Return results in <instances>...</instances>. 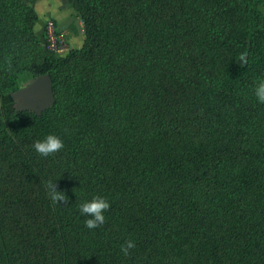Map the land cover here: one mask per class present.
<instances>
[{
  "label": "trees",
  "instance_id": "16d2710c",
  "mask_svg": "<svg viewBox=\"0 0 264 264\" xmlns=\"http://www.w3.org/2000/svg\"><path fill=\"white\" fill-rule=\"evenodd\" d=\"M69 2L86 39L63 56L0 0V264H264V0ZM42 74L51 108L2 106ZM49 133L65 147L44 158ZM93 195L111 206L89 230Z\"/></svg>",
  "mask_w": 264,
  "mask_h": 264
},
{
  "label": "clouds",
  "instance_id": "9594fccd",
  "mask_svg": "<svg viewBox=\"0 0 264 264\" xmlns=\"http://www.w3.org/2000/svg\"><path fill=\"white\" fill-rule=\"evenodd\" d=\"M253 94L258 104H264V78H259L255 81ZM64 147V140L61 136L54 133L46 134L32 144L35 152L44 158L60 152ZM56 181H47L45 185L47 195L53 203L67 204L69 198L63 190H58ZM110 206V201L103 195H93L91 199H84L79 203L78 211L81 216L85 217V227L89 230H94L103 225L106 221L105 212L109 210ZM135 247V241L127 239L120 245V251L124 256H128Z\"/></svg>",
  "mask_w": 264,
  "mask_h": 264
},
{
  "label": "crops",
  "instance_id": "0c3cea01",
  "mask_svg": "<svg viewBox=\"0 0 264 264\" xmlns=\"http://www.w3.org/2000/svg\"><path fill=\"white\" fill-rule=\"evenodd\" d=\"M28 3L32 4L39 16L36 24V31L41 29L50 20L56 19L59 25L66 26L68 22L74 24L77 27L82 26V29L76 31L73 28L68 29L72 32H67L70 36L68 39V44L66 50L70 51L72 48H80L83 46L86 35L84 31V26L81 18L79 17L76 10L70 6L69 0H26ZM61 28H64L61 26ZM60 27L57 30L62 31Z\"/></svg>",
  "mask_w": 264,
  "mask_h": 264
},
{
  "label": "water",
  "instance_id": "95a60500",
  "mask_svg": "<svg viewBox=\"0 0 264 264\" xmlns=\"http://www.w3.org/2000/svg\"><path fill=\"white\" fill-rule=\"evenodd\" d=\"M18 96L22 101L19 111L43 114L56 100L52 77L50 74L37 76L18 92Z\"/></svg>",
  "mask_w": 264,
  "mask_h": 264
},
{
  "label": "rangeland",
  "instance_id": "374dc122",
  "mask_svg": "<svg viewBox=\"0 0 264 264\" xmlns=\"http://www.w3.org/2000/svg\"><path fill=\"white\" fill-rule=\"evenodd\" d=\"M70 6L71 7H73L71 4H70ZM50 21H52L53 22V24H54V30L55 31H57V28H61V26L62 27H64V28H61L62 29V31L63 32H61V33H63V36H64V38H66V41H67V45L68 44H70V43H68V39H70V36L68 35V33L67 32H72L71 30H69L68 29V25H70L69 26V28H73L74 30H78V28L79 29H82V26H79V27H77L76 25H74V24H72L73 23V21H72V23L70 24V22H68V24L66 25V26H64V25H59L58 23H57V20L56 19H53L52 18V20H50ZM47 26H48V23H46L41 29H39L38 31H36L37 33H38V35H39V37H40V41H41V46H42V48L44 49V50H46V51H48V52H50L51 50H50V48L48 47L49 46V42H48V38H47V35H48V28H47ZM69 53V51L68 50H63V51H61V52H59V54H61V55H63V56H65V55H67ZM34 78H32V79H30L29 81H27V82H24V83H21V84H19V83H16V84H14V85H12L11 86V88L9 89V91H7L6 93H4L2 96H1V104H2V106L4 107V108H6V109H8V110H13V111H19V106L21 105V99L19 98V96H18V92L27 84V83H29L30 81H32Z\"/></svg>",
  "mask_w": 264,
  "mask_h": 264
},
{
  "label": "built area",
  "instance_id": "2783aa9c",
  "mask_svg": "<svg viewBox=\"0 0 264 264\" xmlns=\"http://www.w3.org/2000/svg\"><path fill=\"white\" fill-rule=\"evenodd\" d=\"M48 42H49V48L53 52H61L66 49L67 41L66 38H64L63 33L57 32L54 30V24L52 21L48 22Z\"/></svg>",
  "mask_w": 264,
  "mask_h": 264
}]
</instances>
